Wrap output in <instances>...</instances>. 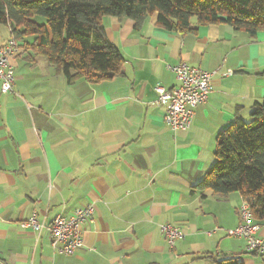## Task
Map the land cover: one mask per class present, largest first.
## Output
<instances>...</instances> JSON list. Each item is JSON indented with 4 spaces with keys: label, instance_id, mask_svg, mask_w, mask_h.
<instances>
[{
    "label": "crops",
    "instance_id": "1",
    "mask_svg": "<svg viewBox=\"0 0 264 264\" xmlns=\"http://www.w3.org/2000/svg\"><path fill=\"white\" fill-rule=\"evenodd\" d=\"M102 22L126 59L122 75L66 83L31 51L16 68L20 52L10 60L14 90L0 92V264H213L230 255L264 264L226 234L239 223L240 196L192 189L213 162L218 131L263 96L264 33L251 39L192 17L181 35L158 27L156 13L137 30L129 18ZM180 62L214 74L190 127L173 131L154 86L174 87L170 67ZM89 203L83 247L59 253L48 224ZM33 213L40 231L25 226ZM165 223L186 231L172 247Z\"/></svg>",
    "mask_w": 264,
    "mask_h": 264
},
{
    "label": "trees",
    "instance_id": "2",
    "mask_svg": "<svg viewBox=\"0 0 264 264\" xmlns=\"http://www.w3.org/2000/svg\"><path fill=\"white\" fill-rule=\"evenodd\" d=\"M153 13L158 27L181 35L192 30V17L199 25H227L251 39L264 33V0H0V25L8 27L10 37L34 57H45L66 83L76 79L97 83L124 74L126 59L107 37L103 17L129 18L137 30ZM249 117L248 121L236 117L218 131L213 162L192 189H209L219 196L237 193L260 227L264 93L252 104ZM211 259L213 264H243L238 255Z\"/></svg>",
    "mask_w": 264,
    "mask_h": 264
},
{
    "label": "built area",
    "instance_id": "3",
    "mask_svg": "<svg viewBox=\"0 0 264 264\" xmlns=\"http://www.w3.org/2000/svg\"><path fill=\"white\" fill-rule=\"evenodd\" d=\"M20 51L19 43L13 37L0 44V92L10 93L14 90L15 71L10 63L12 57ZM177 84L166 89L154 86L155 106L164 107L163 119L173 130H186L190 127L193 110L206 102L212 86L211 78L214 72L203 70L180 62L170 67ZM94 204L89 203L77 208L69 215H57L47 228L51 246L61 254H72L83 247V224L92 220ZM239 223L236 227L226 230L229 237L242 238L247 251L264 254V238L258 235L259 225L252 221L249 205L242 201L237 209ZM25 226L34 231H40L44 226L33 213L25 222ZM161 232L169 246L183 239L186 231L183 227L169 223L160 226Z\"/></svg>",
    "mask_w": 264,
    "mask_h": 264
},
{
    "label": "rangeland",
    "instance_id": "4",
    "mask_svg": "<svg viewBox=\"0 0 264 264\" xmlns=\"http://www.w3.org/2000/svg\"><path fill=\"white\" fill-rule=\"evenodd\" d=\"M37 21H39V22H44V18H41V17H37ZM8 37H10V34H9V29H8V27H6L5 25H0V40H2V39H7ZM27 40L28 41H31L32 40V38L30 37V38H27ZM19 43V45L21 46V48H20V57H17L16 58V61L14 62V64H13V67H17V65L19 64V63H24L25 61L27 62V60H26V57H27V53L30 51V50H28V49H25L24 47H22V43L21 42H18ZM39 60H41L42 62H45L46 64H47V66H49L48 65V63H47V60L45 59V57H40V58H38ZM41 66V65H40ZM14 68V69H15ZM246 121H248L249 119H250V117L249 116H247V117H245L244 118ZM258 256H260L261 258H264V254H258Z\"/></svg>",
    "mask_w": 264,
    "mask_h": 264
}]
</instances>
